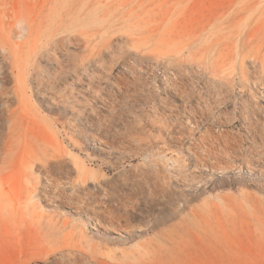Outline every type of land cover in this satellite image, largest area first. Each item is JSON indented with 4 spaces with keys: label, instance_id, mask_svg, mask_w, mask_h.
I'll return each instance as SVG.
<instances>
[{
    "label": "rangeland",
    "instance_id": "1",
    "mask_svg": "<svg viewBox=\"0 0 264 264\" xmlns=\"http://www.w3.org/2000/svg\"><path fill=\"white\" fill-rule=\"evenodd\" d=\"M231 1L0 0V264H264V96L227 60ZM212 143L237 169L201 184L189 147ZM38 147L65 157L33 166Z\"/></svg>",
    "mask_w": 264,
    "mask_h": 264
},
{
    "label": "bare ground",
    "instance_id": "2",
    "mask_svg": "<svg viewBox=\"0 0 264 264\" xmlns=\"http://www.w3.org/2000/svg\"><path fill=\"white\" fill-rule=\"evenodd\" d=\"M222 21H223L222 24H220L221 28L218 30V32L222 31L220 33V35H221L220 37L222 40L225 41V45L228 49V52L226 55L228 62L233 64V66L236 70L237 69L240 70V74H241L240 77L242 78L241 83L243 84L244 87L249 86L250 80L252 79V76L250 75V69H248L247 66L257 65V68L259 70L257 73L260 76L258 78H256V81H255V78H253V80L255 81L254 84L256 85L257 91L260 93L261 96H264L263 92H261V90H260V88H264V0H233L225 6V8L223 10V15H222ZM208 28L210 29V34H211V37L213 38V36L215 34V32H214L215 23L211 19L209 20ZM219 65L220 64L218 62L214 61L212 63V68L213 69H215L217 67L221 68ZM180 85H181V83H180ZM14 99H15V97H14ZM13 125H14V122L11 124L10 130L12 129ZM77 131L82 132V130L79 128H77ZM83 131H84V129H83ZM10 134H11V132H10ZM221 135L224 136V134H221ZM221 137L222 136H220V138ZM208 138H210V137H208ZM205 139H206V142H207V140H209L207 138H205ZM214 139L215 138H213V140ZM213 140L210 142H213ZM1 142H2V139L0 137V156L3 154V153L1 154V152L3 150H4V154L8 155L15 148L14 147L15 145H14L12 140L6 141L4 145H2ZM84 142H86L87 144H90L93 147V153H94V151L96 153V151L100 152V151H105V149H109V150H111V152H109V153H119V154H123L126 156L133 155V152H131L129 150V148H130L129 145H131L132 143L130 144L129 142L116 147L114 145V143L112 144L110 142H107L102 137H100L98 135H92V134H90L86 138H84ZM203 142L206 143L204 139H203ZM219 142H221V141H219ZM128 143H129V145H127ZM199 143H201V142H199ZM218 144H220V143H218ZM196 145L201 147V144L200 145L196 144ZM204 145L206 146V144H204ZM213 145L215 147L209 146L210 147L209 148L206 146L209 149H207V150L204 149L205 153L204 152L199 153L197 148L189 147L191 152L192 151L194 152V157H195V164L194 163L191 164L190 167H192L193 169L201 167L203 169V171L205 172L204 174H206L205 178H203L200 181L201 184H207L206 179L208 180V182H214L216 180V175L218 176L219 173L222 175V173H229V172L237 169V164H235L233 162H227L228 158H231L230 156L228 158H226L225 156H219V158H216L217 155L212 156L217 161H215V164L210 162V159L208 158V156L213 154L212 151L214 150V148H216V145L215 144H213ZM221 146L223 148L222 150L226 151L227 153L231 154V153L236 152V145L234 144L233 140H227V141H225V143L223 142V144L220 145V147ZM39 147H38V150H36L32 155V159L34 160L33 166L34 165H42L43 167H47L51 163H53L54 161H57V162L62 161V159L65 157L66 152L63 151L64 149L62 147H61L62 148L61 150L56 149L55 151L47 150L46 148L40 149ZM42 147H44V146L42 145ZM186 149H187V147H186ZM105 153H108V152H105ZM140 153H143V152H140ZM92 155H94V154H90V157H93ZM136 155L138 156L139 154H136ZM161 155H163V154H161ZM161 155L159 157H161ZM159 157H158V159H159ZM163 158H167V157L164 156ZM143 160H144V164L152 170L153 175L156 177V179H159V180L162 178V176H164L166 174L170 175L171 174L170 170L175 168V167L169 168V164H171V163H169V161L167 162L165 159L159 160L161 162H158L157 160H155L154 157L152 156V152H151V155L150 154L144 155ZM90 161L95 162L96 158L95 157H93L92 159L90 158ZM115 161L110 162V167L115 168V166H116ZM75 164H76L77 168L79 169L81 176L83 177V183H85L87 180H89L91 178L92 179L95 178L99 173L97 171L89 170L87 164L84 162H81L80 159L76 160ZM176 165H177V163H176ZM146 166L144 167V165H143L144 168H146ZM173 166H174V164H173ZM247 167H251V166H247ZM177 168L175 170H177ZM252 168L254 170H258V168H255V167H252ZM240 169H241V167H240ZM180 171H181V169H180ZM171 172H174V171H171ZM182 172H183V170H182ZM176 173L178 174L179 172H175V174ZM175 174H172V176ZM181 175H179V176H181ZM104 228L106 230L109 229L108 227H104ZM72 264H74V263H72Z\"/></svg>",
    "mask_w": 264,
    "mask_h": 264
}]
</instances>
